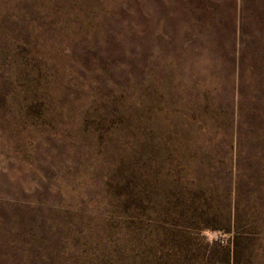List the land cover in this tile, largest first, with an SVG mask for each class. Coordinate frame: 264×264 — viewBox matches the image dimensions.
<instances>
[{
    "label": "trees",
    "instance_id": "1",
    "mask_svg": "<svg viewBox=\"0 0 264 264\" xmlns=\"http://www.w3.org/2000/svg\"><path fill=\"white\" fill-rule=\"evenodd\" d=\"M145 2L0 0V154L34 185L1 168L0 264H237L248 247L223 229L214 231L228 233L227 244L195 241L213 180L164 186L132 162L130 130L143 128L132 84L149 63L198 55L214 23L150 22ZM205 2L208 14H222L221 0ZM235 32L231 23L233 53ZM43 165L47 184L34 178Z\"/></svg>",
    "mask_w": 264,
    "mask_h": 264
},
{
    "label": "rangeland",
    "instance_id": "2",
    "mask_svg": "<svg viewBox=\"0 0 264 264\" xmlns=\"http://www.w3.org/2000/svg\"><path fill=\"white\" fill-rule=\"evenodd\" d=\"M230 1L221 0L222 14L209 10V16L205 0H146L150 22L173 25L200 18L214 23L198 55L189 59L174 53L173 64L163 59L157 68L149 63L142 84H132V97L138 98L132 100L131 111L143 128L130 130V150L132 162L140 160L149 176L158 172L164 186L213 180L217 189L210 206L198 200L202 205L198 203L197 212H208L206 226L192 229L195 241L215 244L211 239L218 229L233 238L242 234L248 247L237 264H264V0H234L236 11ZM204 3L205 9L196 8ZM231 23L236 27V53ZM10 162L0 154V172L2 167L10 174L18 170L23 187L32 190L30 173ZM50 173L43 165L34 175L36 183L40 178L44 184L53 181ZM231 183L227 195L225 187Z\"/></svg>",
    "mask_w": 264,
    "mask_h": 264
},
{
    "label": "built area",
    "instance_id": "3",
    "mask_svg": "<svg viewBox=\"0 0 264 264\" xmlns=\"http://www.w3.org/2000/svg\"><path fill=\"white\" fill-rule=\"evenodd\" d=\"M215 240H219L222 244H227L229 239L228 233H223L221 231H216L214 235ZM213 240V239H211Z\"/></svg>",
    "mask_w": 264,
    "mask_h": 264
}]
</instances>
